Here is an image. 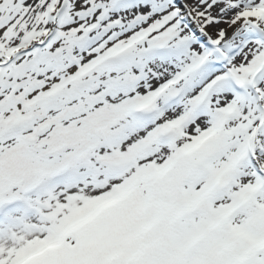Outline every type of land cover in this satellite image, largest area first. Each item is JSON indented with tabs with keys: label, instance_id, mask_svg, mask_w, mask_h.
<instances>
[{
	"label": "snow or ice",
	"instance_id": "1",
	"mask_svg": "<svg viewBox=\"0 0 264 264\" xmlns=\"http://www.w3.org/2000/svg\"><path fill=\"white\" fill-rule=\"evenodd\" d=\"M0 264H264V0H0Z\"/></svg>",
	"mask_w": 264,
	"mask_h": 264
}]
</instances>
